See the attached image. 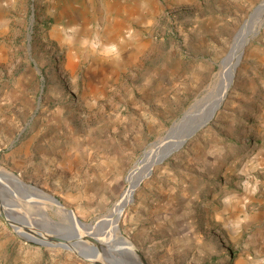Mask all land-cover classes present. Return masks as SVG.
<instances>
[{"label":"rangeland","instance_id":"1","mask_svg":"<svg viewBox=\"0 0 264 264\" xmlns=\"http://www.w3.org/2000/svg\"><path fill=\"white\" fill-rule=\"evenodd\" d=\"M263 2L0 0V173L106 231L145 153L198 99H216ZM245 42L213 120L127 196L116 237L147 264H264V16ZM0 181V204L22 225L69 227L49 200L25 202ZM0 264L94 263L0 216Z\"/></svg>","mask_w":264,"mask_h":264},{"label":"water","instance_id":"2","mask_svg":"<svg viewBox=\"0 0 264 264\" xmlns=\"http://www.w3.org/2000/svg\"><path fill=\"white\" fill-rule=\"evenodd\" d=\"M259 7L260 5L257 8ZM257 8L254 10V12L257 10ZM254 12L250 15V18L252 17ZM250 18L247 20V22L250 20ZM257 32L258 31L256 30L252 34V36L255 35ZM239 60L240 58L238 59L237 63L234 66L235 68L233 71V77H234V72H235L236 66L238 65ZM231 83L222 93L220 94L218 93V96L215 99L216 101L214 105L211 106V109L208 111L206 117L202 121L193 123L189 127L185 126L186 122L192 119V116L189 114V111L195 107H198L200 104H202L210 96L209 94L198 99L191 106L190 110H188L178 122H176L175 124L171 126V128L168 130L166 135L161 140L155 143L156 146L154 147L153 151L149 150L148 152L145 153L143 159L139 163H141L145 159L146 155L149 152L151 153L153 152V154L156 151L158 152V156L154 163V165H156V164L162 163L164 160H166L167 158L171 157L173 154H175L176 152L184 148L190 139L196 136L199 131H201L205 126H207L213 120L217 111L220 109V107L222 106L224 102V99L228 93V90L230 89ZM151 170H152V166L148 170L147 174L140 178L135 188L140 184L143 178H145L146 176L150 174ZM0 178L6 181H9L10 183H13L17 185L19 188H21V190L24 192V194L21 195V198L25 200V202L33 203L32 199L49 200V202L56 205L58 208H60L67 214V219L70 224L69 227H66V225H62V223L53 222L55 227L59 229L58 231L47 229V228L46 229L45 228L29 229L27 226L22 225L21 220L14 218L12 216L13 214L11 213V210L5 207L4 203L1 201L0 216L8 223V225L18 235H21L26 239L32 240L36 244H39L42 246L47 245V246L59 247L64 250L71 251L74 254H76L79 258H81L82 260L92 262L94 264H147L144 256L138 250L128 248L126 246V241L122 238L119 240H116L114 246L108 249V252L106 253L108 254V256H103L100 254V251L102 250V245L100 244L99 234L94 236L92 233H84L85 235L81 237H84L85 240L83 242H80V244H77L74 239L76 236L73 235L74 231L72 228L74 227V225H73L72 219L73 218L76 219L77 221H79L80 224H84V223H82L76 217L72 209L63 206L62 203L55 197H52L49 195H45V197L35 196L34 194L31 193L30 190H36L40 193L42 192L35 186L26 184L13 175L0 173ZM135 188L132 190V194ZM10 195L13 198H17L12 192H10ZM99 221H97L95 224L98 225V223H100ZM84 225H91V224H84ZM20 229L21 231H23V233L27 234L28 236H25L24 234H21L20 232H18V230ZM105 232L107 233V230ZM43 237H47L48 240L49 239L52 241L54 240V243H41L35 240V238L42 239ZM85 241H89L90 244L89 245L86 244ZM111 241L113 240L111 239ZM126 251H129V253H131L130 254L131 256L129 254H126ZM98 254H100L101 260H98ZM132 254L136 255L140 262L136 261L132 257Z\"/></svg>","mask_w":264,"mask_h":264},{"label":"bare ground","instance_id":"3","mask_svg":"<svg viewBox=\"0 0 264 264\" xmlns=\"http://www.w3.org/2000/svg\"><path fill=\"white\" fill-rule=\"evenodd\" d=\"M259 16H264V2L256 10V12L250 18V20L245 24V26L239 32V34H238V36L236 38V41L234 43V48H233L231 54H229V56L223 62L222 70L220 72L219 81H218V89L220 91L219 94L222 93L230 85V83L232 82V80L234 78L233 77V71H234V68H235L234 66L237 63L238 58H239L238 55H239V53L242 52V50H243L242 46L244 45V43H246L245 41L247 40L249 35L252 33L253 28L255 26V21L257 20V18ZM215 101H216L215 99L212 100L211 97H208L198 107H195V108L191 109L189 111V114L192 116V119L187 121L185 126L189 127L193 123H197V122L202 121L206 117L208 111L211 109V106L214 105ZM155 146H156V144H154L153 148L151 149L152 151H153ZM157 156H158V152L157 151L154 152V154H153V152L152 153L149 152L146 155L145 159L141 163L138 164L137 169L133 171V175L130 177V182H131L132 186L130 187V189L126 193V197L124 196V198L121 200L120 204L118 205L117 209L115 210L116 215L118 213H119V215L117 217H115V218L113 217L106 224L107 233L109 232L108 235H107V233L105 231L104 232L102 231L103 234L102 233L93 234L92 231H90V230H93L95 228L91 227V225L80 224L79 221H77L76 219L73 218L75 220L77 226H78L76 228V230L80 231L79 234H77V233L73 234V235L76 236L74 239H75L77 244H80V242H83L85 240L84 237H81L83 235V233H92L94 236L99 234V236H100V244L102 245V250L101 251L104 252L105 256H108V254H106L108 252V249L110 247H112L115 244V241L117 240L116 234L118 233V228H119L118 227V222L120 220V216H122V214H123L124 208L127 206V205L124 206L125 201L128 200L127 196L129 197L130 194L132 193V190L135 188L136 182L138 180V177L143 172L148 171L150 169V167L154 165ZM18 185H20V184H18ZM130 198H132V194H131ZM25 226H27L29 228V226L27 224H25ZM35 226L36 225L33 224L32 228L35 229ZM32 228H29V229H32ZM20 233L24 234L25 236H28L27 234L23 233V231L20 232ZM111 239L113 241H111ZM35 240L38 241V242H41V243H54V240L53 241L50 240V239L48 240L47 237H43L42 239H36L35 238ZM85 242L88 245L90 244V243H88V241H85ZM126 254L130 255L131 253H129V251H126ZM98 260H101L100 254H98Z\"/></svg>","mask_w":264,"mask_h":264}]
</instances>
